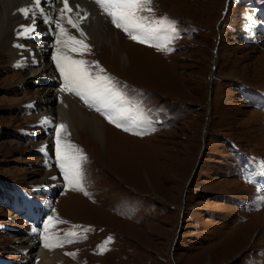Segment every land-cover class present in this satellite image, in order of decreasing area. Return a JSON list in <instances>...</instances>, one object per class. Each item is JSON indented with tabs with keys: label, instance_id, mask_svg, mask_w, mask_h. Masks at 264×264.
<instances>
[{
	"label": "rangeland",
	"instance_id": "rangeland-1",
	"mask_svg": "<svg viewBox=\"0 0 264 264\" xmlns=\"http://www.w3.org/2000/svg\"><path fill=\"white\" fill-rule=\"evenodd\" d=\"M251 1L151 0L141 15L171 51L137 43L107 15L112 42L100 43L55 15L50 48L38 29L16 46L40 48L54 82L32 79L41 55L19 49L13 66L0 50V264H29L34 230L42 243L58 239L55 264H264V0ZM69 37L88 47L72 51ZM57 55L84 61L112 89L111 106H98L123 111L142 135L74 93L53 95L64 87ZM68 103L97 116L106 140L89 125L74 132ZM57 130L62 151L85 157L83 190L64 180Z\"/></svg>",
	"mask_w": 264,
	"mask_h": 264
},
{
	"label": "snow or ice",
	"instance_id": "snow-or-ice-1",
	"mask_svg": "<svg viewBox=\"0 0 264 264\" xmlns=\"http://www.w3.org/2000/svg\"><path fill=\"white\" fill-rule=\"evenodd\" d=\"M63 7L60 9L61 19H67V22L71 24L73 28L80 31L81 37L84 36L82 30L79 29L80 13L77 12V20L74 21L71 16H66V13H72L73 9L69 5V0H62ZM37 8L40 7L42 0H31ZM95 3L99 8L111 18V23L117 28L122 29L132 40L140 44H148L150 47H156L158 50L164 51L166 44L172 39L166 38L161 41L157 33L160 31L159 27H153L151 24L146 23V17L141 15L145 11H152L150 5L151 0H95ZM25 19H32L30 9L28 7L19 10ZM51 22V21H50ZM159 24V22H157ZM56 28L60 29L61 34H66V30L61 26L59 22H56ZM35 23L33 22L30 26H21V31L17 33L18 36L28 38L35 31ZM153 41H156L153 43ZM66 44L72 45V51H78L79 49L75 45H79L80 48L86 49L87 44L81 40H77L74 37H69ZM63 61V62H62ZM85 62L81 60H70L67 56L61 57L57 55L56 66L59 69L61 75L64 77V87L61 91L74 93L79 96L89 107H95L96 111L101 112L108 119L109 123L115 124L116 127L122 128L125 132H132L134 135H142V133L135 132L132 128L121 123L124 119L123 111H118L115 116L109 115L106 110H103L98 105H104L105 109L111 106V102L107 99L106 93H110L112 89L110 87H104L101 89L99 82L101 77H96L93 80L87 70L81 67ZM47 123V121H45ZM65 125H60L59 130H63ZM57 130V144H56V155L59 157V166L61 173L63 174L64 180L71 186H77L80 190H83L82 179L83 173L81 170V164L85 157L83 156H72L68 151H62L60 147V131ZM66 148L70 146L66 145ZM87 195V192H85ZM51 224V221H49ZM48 225L45 226L47 228ZM69 236H75L76 233H69ZM111 238H109V241ZM60 246L52 244L49 239L46 238L44 247L46 249H52Z\"/></svg>",
	"mask_w": 264,
	"mask_h": 264
},
{
	"label": "bare ground",
	"instance_id": "bare-ground-1",
	"mask_svg": "<svg viewBox=\"0 0 264 264\" xmlns=\"http://www.w3.org/2000/svg\"><path fill=\"white\" fill-rule=\"evenodd\" d=\"M93 3H94V0L93 2L91 0H69V5L73 9V12L66 13V16H71V18L74 21H76L78 19L76 16V13L79 12L80 17H82V19H79V25H80L79 29L84 32V36L85 35L87 36V34H89L88 38L94 43H100V42L109 41V40L110 42H112V38H108V39L106 38V36L110 37L113 34L112 29L109 28L106 23L107 21L105 17L106 14L101 9H98L97 8L98 6H96ZM25 7H28L30 9V13L32 16V19L30 20H32L31 21L32 23L33 22L35 23V26L37 25V23L40 22L38 21V19L42 20V22L46 25L45 27L46 29L42 28L44 27L43 25L35 27V31L36 29L41 31V32H38V35L36 36L35 40L39 42L40 48L44 50L47 48H50V44L49 43L47 44L45 40L46 36L49 38L51 34L52 35L54 34L53 31H49L53 29V21L50 22L49 20H52V18L55 15L60 16V9L63 7L62 0H42V3L39 8H37L34 4H32L31 0H0V50L3 52V55L5 54V56L8 58L9 62L12 63L13 66H16L19 62L22 61L23 53L20 52L19 49L27 50V48H29L28 50L31 51L30 56H34V54H37V56L41 55L40 57L41 60L40 58H35V59H33L34 57L32 58L34 60L33 64L38 66L35 69L36 71L32 75V79L46 77L51 82H54L55 80H57L56 75L54 74V70L51 69V67L47 65V61H48V59L46 58L47 56L45 57L43 55L40 48H37L35 46L29 47L25 45L19 48L16 47L21 42L20 36L17 35V33L22 30L21 26H24V27L29 26L28 24H25V21L22 22L23 15L19 11L20 9L25 8ZM84 10H87L88 13L84 12ZM33 14L34 15L36 14V16L33 17ZM85 19H88L86 23H88L87 25H89V31L87 30L88 29L87 27H86L87 29H85V28H82L81 26L85 24L84 22ZM20 22H21V25H20ZM252 29L253 28L249 29L250 35H252V33L253 34L255 33L251 31ZM117 36L119 37L118 34ZM45 43L47 44L46 48H45V45H46ZM119 54H120L119 50L116 52V54L114 53V55H119ZM84 66H85L84 64L81 65L82 68H84ZM54 93L63 94V91H61V89H58L53 92V95ZM44 94L46 93L44 92ZM64 94L67 95L65 92ZM66 109H67L66 116L64 115L65 117L63 118V120L65 121L68 120L67 122L74 129V132L77 131L78 127L89 125V127L93 130V133L96 138H98L101 141L106 140L105 127L102 121L97 118V116L92 115L91 117L89 114H86L82 109L78 108L77 106L71 103H68V106H66ZM43 118H45L44 114L41 116V119ZM47 143H49L48 139H47ZM48 153L49 152H46L47 155ZM37 232L38 231L34 230L28 234L29 236L32 234V237H33L32 240L29 239L28 242L34 245L35 249L37 248L36 253L31 252L28 254V257L31 258L30 260L31 262L29 264L59 263L63 259L60 246L54 247L51 250L46 249L44 247V243H42L43 240L37 236ZM27 238L28 237H26L25 239ZM39 238L42 240V242L38 240ZM34 239H37V242L35 241L36 243L33 242ZM23 241L24 240L17 239L15 243L16 244L19 243L20 245L23 243ZM49 242L52 244H57L58 239L50 238Z\"/></svg>",
	"mask_w": 264,
	"mask_h": 264
},
{
	"label": "water",
	"instance_id": "water-1",
	"mask_svg": "<svg viewBox=\"0 0 264 264\" xmlns=\"http://www.w3.org/2000/svg\"><path fill=\"white\" fill-rule=\"evenodd\" d=\"M185 196V195H184Z\"/></svg>",
	"mask_w": 264,
	"mask_h": 264
}]
</instances>
